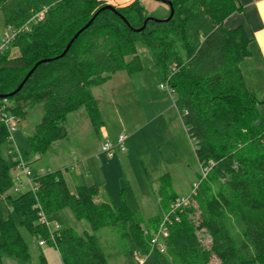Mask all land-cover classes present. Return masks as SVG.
<instances>
[{
	"label": "trees",
	"instance_id": "trees-1",
	"mask_svg": "<svg viewBox=\"0 0 264 264\" xmlns=\"http://www.w3.org/2000/svg\"><path fill=\"white\" fill-rule=\"evenodd\" d=\"M165 1L172 4V16L165 21L149 19L136 30L148 17L137 2L115 7L114 12L102 0H0L4 26L16 31L0 49V95H6L0 102L6 99V109L16 117L37 104L42 110L26 138L28 151L23 150V156L28 163L32 155L46 152L51 141L66 137L64 123L70 112L85 108L91 123L99 127L102 121L90 89L118 71H138L135 43L141 42L167 79L186 132L195 139L198 162L207 168L188 201L175 212L177 219L169 213L176 195L162 191L158 200L162 213L147 225L127 206L100 200L98 184H77L70 191L60 170L37 176L32 172L35 189L14 196L6 193L13 183L14 151L0 121V195L6 193L4 200L20 217V226L31 238L48 241L38 212L48 215L69 207L90 227L81 234L60 228L47 242L55 243L62 264H110L97 235L106 226L125 238L128 264H172L169 255L179 264H209L213 255L220 264H264V116L258 111L264 96L247 88L240 69L251 54L244 29L222 24L240 6L236 0ZM168 14L169 6L161 18ZM12 47L18 48L19 56L9 57ZM42 59L48 60L9 96ZM164 213H169V220L160 252L151 243V232ZM199 233L210 238L207 246ZM134 251L142 257L140 263L133 259ZM4 255L32 260L11 214L0 211V264ZM37 258L38 264H53L42 251Z\"/></svg>",
	"mask_w": 264,
	"mask_h": 264
},
{
	"label": "rangeland",
	"instance_id": "rangeland-1",
	"mask_svg": "<svg viewBox=\"0 0 264 264\" xmlns=\"http://www.w3.org/2000/svg\"><path fill=\"white\" fill-rule=\"evenodd\" d=\"M102 1L114 7H126L137 2L148 17L161 18L168 12V6L161 0ZM37 16H40L39 12ZM2 19L0 12V39L7 30ZM135 47L141 62L138 71H118L110 76L112 78L107 83L91 88L102 109L101 119L108 133L106 137L96 132L98 128L91 123L85 108L80 107L66 116V137L51 141L46 152L32 155L28 163L23 156L24 151H28L26 138L34 132L42 117L41 105L37 104L27 107L25 115H15L17 125L11 144L18 147L20 155L28 163L33 181V173L37 176L47 171L60 170L72 192L77 184H98L100 200H109L116 206H127L138 214L143 225H147L150 218L162 213L158 202L162 191L176 196L188 195L193 183L198 182L202 167L195 155V139L187 134V126L184 128L180 120L173 105V97L166 87L159 86L165 79L154 63L149 47L141 42H136ZM8 55L19 56L18 48L12 47ZM243 70L245 72V66ZM246 78L252 84L248 73ZM5 103L9 104L7 100ZM258 111L264 116L263 104L258 105ZM119 133L126 135L125 150L120 151L115 147L111 157L100 152L102 142L115 144ZM12 161L15 163L14 155ZM11 175L12 179L17 176L24 178L15 164ZM100 189L104 194L100 193ZM11 193L14 196L19 194ZM2 195L0 211L11 214L32 253L30 262L4 255L3 264H38L37 257L41 251L48 262L62 264L55 243L48 245L50 239L47 241L42 238L44 244L38 245L39 239L31 238L20 226V217L4 200L6 194ZM46 219L51 227L57 223L59 229L71 227L80 234L84 230L90 231L88 223L77 219L69 207L46 215ZM97 235L109 255L110 264H128L126 241L119 230L106 226ZM200 235L203 244L207 246L210 238ZM132 256L136 262L142 261L138 252L134 251ZM168 258L172 264H179L173 256L169 255ZM209 264L220 262L213 255Z\"/></svg>",
	"mask_w": 264,
	"mask_h": 264
},
{
	"label": "built area",
	"instance_id": "built-area-1",
	"mask_svg": "<svg viewBox=\"0 0 264 264\" xmlns=\"http://www.w3.org/2000/svg\"><path fill=\"white\" fill-rule=\"evenodd\" d=\"M40 16L42 15V12L39 13ZM38 15V14H37ZM39 16V17H40ZM38 17V18H39ZM16 31H12L11 29H7L4 36L2 39H0V49L6 46V44L11 40V38L14 36ZM159 86L161 88L166 87V89L171 93V88L169 87L167 83V79L165 82L162 84L160 83ZM6 99H3L2 102H0V121L5 125L7 132H8V138L11 142H13V133L16 131V118L15 115H12L6 108H7V103ZM126 138V135L121 133L117 136L115 144L109 141H105L101 144L100 147V152L105 153L107 156L111 157L113 156V151L115 147L120 150L124 151V140ZM13 151H14V161L16 168L20 169L22 174H23V179H21L19 176L16 178H13V183L10 189L6 193H11V192H21L26 189H35L34 187V181L32 179V174H31V169L26 161L22 158V156L19 153L18 147L13 146ZM206 174V168H202L201 175L204 177ZM197 186V183H193L191 192L188 195L185 196H177L175 199L171 202V207L169 209V213H172L173 216H175V219L178 217L176 216V211L179 209L183 204H185L188 201L189 195L194 192L195 188ZM11 191V192H10ZM5 193V194H6ZM3 194L2 196H4ZM169 213L168 214H163L160 222L158 223L156 230H153L151 232V243L155 245L156 247L159 248L160 252H164V239L167 235V221L169 220ZM38 220L40 223L44 224L47 228L48 231V236L50 239L54 238L55 233L59 230V226L57 223H53V226L51 227L50 224L48 223L46 219V215L43 212H38ZM38 245H43L44 240L39 239L38 240Z\"/></svg>",
	"mask_w": 264,
	"mask_h": 264
},
{
	"label": "crops",
	"instance_id": "crops-1",
	"mask_svg": "<svg viewBox=\"0 0 264 264\" xmlns=\"http://www.w3.org/2000/svg\"><path fill=\"white\" fill-rule=\"evenodd\" d=\"M236 1L237 4L240 6V9L228 15L223 20L222 24L226 29H232L236 27H242L244 29L249 39L248 47L251 54L241 61L240 69L247 88L253 91L255 95L260 98L264 96V0H236ZM243 66H245V72L243 70ZM246 73H248L249 76L251 77L252 84H249L247 80L248 78H246ZM111 78L109 80H111ZM109 80H107L102 84L107 83ZM90 90L96 101L97 108L101 118L102 109L100 107V104L96 96L93 94L92 89ZM168 93L173 97V95L169 91ZM101 121L102 122L99 125L96 132L101 133L103 137H106L108 135L107 128L105 127L103 119H101ZM183 126L185 128L184 124ZM103 141L105 140L103 139ZM100 193L104 194V191L100 189Z\"/></svg>",
	"mask_w": 264,
	"mask_h": 264
},
{
	"label": "water",
	"instance_id": "water-1",
	"mask_svg": "<svg viewBox=\"0 0 264 264\" xmlns=\"http://www.w3.org/2000/svg\"><path fill=\"white\" fill-rule=\"evenodd\" d=\"M162 2H164V3H166L168 6H169V14H168V16L167 17H165V18H161V19H159V18H154V17H147L144 21H143V24H142V26L139 28V29H136V30H141L144 26H145V24H146V22H147V20H149V19H152V20H168L171 16H172V13H173V7H172V4L169 2V1H165V0H161ZM105 8H108V9H111V10H113L114 12H117L116 10H115V7H113L112 5H110V4H107V5H105ZM121 18H123L122 16H121ZM123 20H125L124 18H123ZM91 21H92V18L83 26V27H81L74 35H73V37L70 39V41L67 43V45H66V47L64 48V50L62 51V53H61V55H64V53L67 51V49L69 48V46L71 45V43H72V41L77 37V35L83 30V29H85L90 23H91ZM127 23V22H126ZM48 59H42V60H39V61H37L32 67H31V69L27 72V74H26V76L24 77V79L21 81V83L17 86V88L13 91V92H11L10 94H8L9 96L10 95H13V94H15L21 87H22V85H23V83H24V81L27 79V77L31 74V72L36 68V66L39 64V63H41V62H45V61H47ZM0 97H6V95H0Z\"/></svg>",
	"mask_w": 264,
	"mask_h": 264
}]
</instances>
